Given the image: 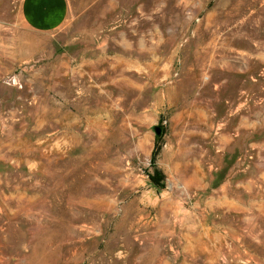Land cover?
Instances as JSON below:
<instances>
[{"label": "rangeland", "instance_id": "374dc122", "mask_svg": "<svg viewBox=\"0 0 264 264\" xmlns=\"http://www.w3.org/2000/svg\"><path fill=\"white\" fill-rule=\"evenodd\" d=\"M69 1L0 0V264H264V0Z\"/></svg>", "mask_w": 264, "mask_h": 264}, {"label": "crops", "instance_id": "0c3cea01", "mask_svg": "<svg viewBox=\"0 0 264 264\" xmlns=\"http://www.w3.org/2000/svg\"><path fill=\"white\" fill-rule=\"evenodd\" d=\"M18 9L22 23L35 32L56 30L70 17L69 0H20Z\"/></svg>", "mask_w": 264, "mask_h": 264}, {"label": "trees", "instance_id": "16d2710c", "mask_svg": "<svg viewBox=\"0 0 264 264\" xmlns=\"http://www.w3.org/2000/svg\"><path fill=\"white\" fill-rule=\"evenodd\" d=\"M154 180L158 182V181L160 180V179H159V175L155 176V177H154Z\"/></svg>", "mask_w": 264, "mask_h": 264}]
</instances>
